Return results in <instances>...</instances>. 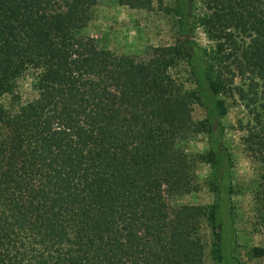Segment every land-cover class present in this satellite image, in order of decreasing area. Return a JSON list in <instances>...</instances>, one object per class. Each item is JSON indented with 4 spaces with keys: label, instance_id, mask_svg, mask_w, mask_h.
I'll return each instance as SVG.
<instances>
[{
    "label": "trees",
    "instance_id": "obj_1",
    "mask_svg": "<svg viewBox=\"0 0 264 264\" xmlns=\"http://www.w3.org/2000/svg\"><path fill=\"white\" fill-rule=\"evenodd\" d=\"M98 1L0 0V264H204L205 208L169 204L196 188L204 161L217 166L219 262L238 264L221 119L235 96L264 207V0H203L200 14L194 0H174L180 39L144 56L85 34ZM197 27L210 46L193 40ZM180 60L193 90L169 73ZM25 75L34 95L21 102ZM193 103L205 119H193ZM195 133L207 134L205 153L183 147Z\"/></svg>",
    "mask_w": 264,
    "mask_h": 264
},
{
    "label": "rangeland",
    "instance_id": "obj_2",
    "mask_svg": "<svg viewBox=\"0 0 264 264\" xmlns=\"http://www.w3.org/2000/svg\"><path fill=\"white\" fill-rule=\"evenodd\" d=\"M203 9V0H194V13L200 14ZM84 32L94 39L99 48L118 55L144 56L151 47L176 43L180 39L174 0H152L149 8H131L115 0H99L92 8ZM193 40L202 47L211 45L200 27L194 30ZM169 73L183 82L185 89H194V78L186 60H180L169 69ZM31 82L30 75L19 80L17 89L21 102L34 95ZM8 100L9 95H4V103ZM225 103L227 111L221 119V143L232 162L230 203L236 243L230 252L238 264H264V256L254 257L250 252L253 246H264V231L261 226L264 207L255 198L259 172L257 165L245 151L244 132L240 126L245 120L246 109L235 96H225ZM205 116L203 107L193 103V119L203 120ZM182 145L191 153H205L208 150V136L206 133L192 134ZM216 176L215 163L198 162L194 170L196 188L169 198L171 206L196 204L205 208L206 216L202 219L200 228L204 244V264H220L219 229L215 228L210 216L211 207L216 201Z\"/></svg>",
    "mask_w": 264,
    "mask_h": 264
}]
</instances>
